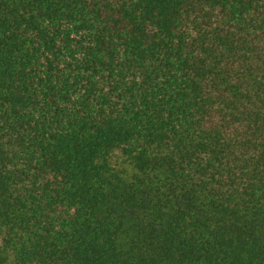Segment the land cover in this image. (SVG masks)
I'll return each instance as SVG.
<instances>
[{
    "label": "trees",
    "instance_id": "trees-1",
    "mask_svg": "<svg viewBox=\"0 0 264 264\" xmlns=\"http://www.w3.org/2000/svg\"><path fill=\"white\" fill-rule=\"evenodd\" d=\"M0 264H264V0H0Z\"/></svg>",
    "mask_w": 264,
    "mask_h": 264
}]
</instances>
